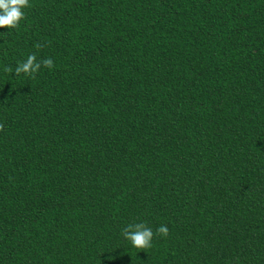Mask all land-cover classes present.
<instances>
[{
	"label": "trees",
	"instance_id": "16d2710c",
	"mask_svg": "<svg viewBox=\"0 0 264 264\" xmlns=\"http://www.w3.org/2000/svg\"><path fill=\"white\" fill-rule=\"evenodd\" d=\"M29 3L0 28V264H264V0Z\"/></svg>",
	"mask_w": 264,
	"mask_h": 264
},
{
	"label": "clouds",
	"instance_id": "9594fccd",
	"mask_svg": "<svg viewBox=\"0 0 264 264\" xmlns=\"http://www.w3.org/2000/svg\"><path fill=\"white\" fill-rule=\"evenodd\" d=\"M29 7H31L29 0H0V28H18L19 22L24 19L25 16L23 9ZM44 46L45 45L40 43L35 45L37 49ZM42 65L44 68L52 69L54 67V62L51 58L37 61L35 53L30 54L26 61L18 62L15 68V76L19 77L21 74H24L34 79ZM4 71L12 72L13 70L10 67H5ZM3 128V124H0V131H2ZM168 234L169 229L166 225L159 226L155 232V235L165 238ZM121 235L133 248L138 250L150 248L154 237L152 229L148 227L146 223L129 224L121 230Z\"/></svg>",
	"mask_w": 264,
	"mask_h": 264
}]
</instances>
